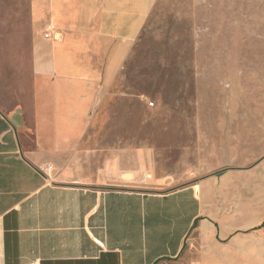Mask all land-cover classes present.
Wrapping results in <instances>:
<instances>
[{
    "label": "crops",
    "instance_id": "0c3cea01",
    "mask_svg": "<svg viewBox=\"0 0 264 264\" xmlns=\"http://www.w3.org/2000/svg\"><path fill=\"white\" fill-rule=\"evenodd\" d=\"M156 2L26 0L0 21V264H253L264 249L257 182H238L251 170L124 184L143 154L126 170L123 126L110 140L98 105Z\"/></svg>",
    "mask_w": 264,
    "mask_h": 264
},
{
    "label": "rangeland",
    "instance_id": "374dc122",
    "mask_svg": "<svg viewBox=\"0 0 264 264\" xmlns=\"http://www.w3.org/2000/svg\"><path fill=\"white\" fill-rule=\"evenodd\" d=\"M25 3L0 0V21ZM134 43L98 105L110 140L123 126L126 170L143 154L140 181L124 184L161 193L208 166L251 170L238 182H257L250 214H263L264 0H157Z\"/></svg>",
    "mask_w": 264,
    "mask_h": 264
},
{
    "label": "built area",
    "instance_id": "2783aa9c",
    "mask_svg": "<svg viewBox=\"0 0 264 264\" xmlns=\"http://www.w3.org/2000/svg\"><path fill=\"white\" fill-rule=\"evenodd\" d=\"M45 36H49V31H46ZM148 105L149 106H153V103L152 102H149ZM50 167L51 166L49 165V167H47L46 170L49 171L50 170ZM146 177L147 178H150L151 177V174H147ZM261 227H262V229H264V222L261 224ZM165 264H185V263H182V262H179L178 263V262H175V261H169V262H167Z\"/></svg>",
    "mask_w": 264,
    "mask_h": 264
}]
</instances>
